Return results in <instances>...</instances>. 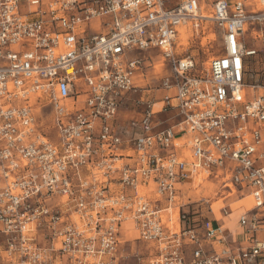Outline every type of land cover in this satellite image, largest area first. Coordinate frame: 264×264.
I'll return each mask as SVG.
<instances>
[{"label": "built area", "instance_id": "obj_1", "mask_svg": "<svg viewBox=\"0 0 264 264\" xmlns=\"http://www.w3.org/2000/svg\"><path fill=\"white\" fill-rule=\"evenodd\" d=\"M247 24L264 26V0H0V264H119L132 239L155 245L146 264H264V96L243 100L259 52L239 42ZM209 26L221 51L197 70L176 40ZM149 50L166 93L119 124L147 91L136 52ZM239 191L247 247L201 217Z\"/></svg>", "mask_w": 264, "mask_h": 264}, {"label": "crops", "instance_id": "obj_2", "mask_svg": "<svg viewBox=\"0 0 264 264\" xmlns=\"http://www.w3.org/2000/svg\"><path fill=\"white\" fill-rule=\"evenodd\" d=\"M232 2L236 0H231ZM246 5L250 8L252 0H245ZM264 40V26L259 27L252 24H247L244 31L239 36L240 44L246 48H257L259 52L257 55L246 58L245 62V72H244V82L245 86L243 88V100L245 102L254 101L260 96H264V52L261 50V44ZM156 107H158L156 105ZM123 108L119 110L117 122L119 124L124 123L126 117L122 113ZM173 112L159 113L157 114V119L167 120ZM261 134L263 137V149H264V129H261ZM257 164H264V160L258 161ZM227 207L230 210L229 216H224L222 214L223 207ZM252 207L251 198L247 194L242 192H237L232 194L230 197L222 200L221 198L214 199L209 203V205L203 207L201 217L203 219H209L213 224H222L225 228L226 236L233 246L247 247L250 242L247 240V234L243 228L238 226L237 215L244 210H249ZM210 208L211 210H208ZM124 229L121 232V238H126ZM205 247H209L205 244ZM126 245L121 247V255L125 253L135 252L134 246H130V251L126 250ZM190 246H185L186 256L189 257ZM119 264H124L121 260Z\"/></svg>", "mask_w": 264, "mask_h": 264}, {"label": "rangeland", "instance_id": "obj_3", "mask_svg": "<svg viewBox=\"0 0 264 264\" xmlns=\"http://www.w3.org/2000/svg\"><path fill=\"white\" fill-rule=\"evenodd\" d=\"M184 39H188L182 47H178L177 52L186 53L193 56L197 63V70L202 69L208 58L213 55L220 53V33L214 26H209L203 30H192L184 35ZM139 58H142V71L145 75L144 84L147 89L143 94L137 93L132 94L126 99L125 105H123L122 113H124L126 118L137 117L143 109V105L138 102L140 97L143 95L145 99H152L155 101L160 100L166 91L161 88V78L163 75L168 74V67L161 65V58L157 51H141L136 52ZM172 93V92H171ZM169 93V94H171ZM52 113L50 107L42 108L40 112L37 113L38 118L48 121ZM45 124L47 122H44ZM123 132V131H122ZM130 135V132L124 130L122 136ZM208 194V192H205ZM211 195V194H209ZM195 197V196H193ZM196 198V197H195ZM170 226V224H169ZM130 239L133 237L130 236ZM126 250L130 251V246H134L135 252L130 253L128 258L124 261V264H146L148 262L149 253L153 251L154 254V244L144 243L138 240H130L126 244ZM140 260H139V259Z\"/></svg>", "mask_w": 264, "mask_h": 264}, {"label": "bare ground", "instance_id": "obj_4", "mask_svg": "<svg viewBox=\"0 0 264 264\" xmlns=\"http://www.w3.org/2000/svg\"><path fill=\"white\" fill-rule=\"evenodd\" d=\"M183 38H184V33L181 35V38L180 39L176 40V42H183V40H182Z\"/></svg>", "mask_w": 264, "mask_h": 264}]
</instances>
